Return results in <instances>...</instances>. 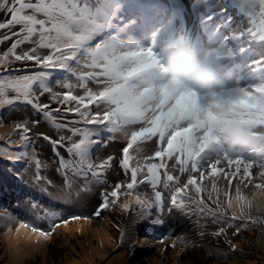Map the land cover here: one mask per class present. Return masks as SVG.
I'll list each match as a JSON object with an SVG mask.
<instances>
[{"label": "snow or ice", "instance_id": "snow-or-ice-1", "mask_svg": "<svg viewBox=\"0 0 264 264\" xmlns=\"http://www.w3.org/2000/svg\"><path fill=\"white\" fill-rule=\"evenodd\" d=\"M257 8L258 26L236 34L232 10L253 18ZM0 13H6L0 19V46H4L0 50V105H28L37 117L16 125L25 142L17 160L27 157L24 149L31 144L29 133L33 131L29 124L37 126L43 118L57 136L43 132L36 135L51 145L57 171L64 175L66 184L70 183L69 173L85 180L90 177L97 184L107 183L105 178L115 167L128 176L127 183H116L104 193L101 210L115 205L117 199L110 198H118L122 189L130 196L138 185L149 184L153 189L151 199L136 197L141 215H149L146 209L152 207L163 212L162 186L168 192L169 211L183 210L191 203L214 221L237 229L242 226L231 223L239 217L235 213L227 216L231 200L225 208L215 182L211 190L202 182L206 176H216L217 166L227 161L230 168L237 165L224 175L227 179L239 173L238 199L240 185L253 183L251 179L245 183L253 164L240 158L239 148H227L219 134L225 123L250 128V149L264 155V131H253L264 125V0H255L250 7L234 0L223 4L217 0H189L188 4L184 0H0ZM97 37L100 39L93 45ZM26 44L31 47L24 48ZM181 47L192 53L206 50V63L215 61L226 69L225 86L202 92L181 79H169L170 52ZM42 49L48 51L42 53ZM81 60L85 61L83 67L92 71L77 72L70 63L79 65ZM26 62L40 70L29 74ZM53 69L74 76L77 85L65 78L59 87L66 91H54L49 83ZM241 80L248 86H241ZM88 81L97 86L95 91L88 87ZM76 87L84 94H75ZM9 91L16 95L9 96ZM44 96L57 107L43 101ZM136 124L141 127L132 129ZM103 132L130 135L119 156L109 155L93 163L90 148L100 141L92 137ZM152 138L154 155L146 158L151 162L132 166L130 162L137 157L130 150L139 152L138 142ZM35 164L39 182L40 163L36 160ZM239 165H243L242 172ZM257 166L261 183L253 186L264 191V162ZM145 168L146 173L140 176ZM160 169H164L163 180ZM228 184L231 186V179ZM208 201L224 210L218 213ZM121 207L129 210L128 203ZM44 215H48L46 209ZM95 215L99 216L100 210ZM36 218L42 217L37 214ZM151 223L162 228L164 220ZM20 227L29 225L21 223ZM32 231L40 230L33 227ZM40 234L48 235L43 231ZM222 234L226 235L224 227L214 233Z\"/></svg>", "mask_w": 264, "mask_h": 264}, {"label": "rangeland", "instance_id": "rangeland-1", "mask_svg": "<svg viewBox=\"0 0 264 264\" xmlns=\"http://www.w3.org/2000/svg\"><path fill=\"white\" fill-rule=\"evenodd\" d=\"M47 51V49L41 50L42 53ZM82 63L84 64L85 61L83 60ZM26 67H30V65ZM86 69L81 66L76 71L85 72ZM25 71L27 72V69ZM73 78L74 76L69 81ZM71 83L76 86L74 82ZM56 88L66 91L59 86ZM75 89L84 94L82 89L78 87ZM8 95L15 96L16 93L9 91ZM32 114L31 107L21 103L0 105V184L4 183L3 186L0 185V264H7L10 261L6 254L8 235H12L14 238L20 235L21 239L27 237L38 246L31 250L27 256H23L20 264H264V191L252 189L253 183L261 182L258 177L259 172L248 177L253 181L252 184H248L247 187L240 185L239 196L241 198L238 199V179L235 177L231 179L232 184L229 186L228 179L233 176L226 179L224 169L219 166H217L216 176L210 177V181L215 182L219 200L224 203L225 208H227V201L231 200L232 207L227 208V216L231 217L235 213L239 217L231 223L242 225L238 229L235 226L231 228L227 226L228 232L226 235L223 234L229 243L227 252L214 249L212 244L211 235L219 228L215 226L203 229L202 227L207 226V221L194 219L198 218L197 214L190 213L194 212V207L192 206L186 211L185 206L183 210L172 209L173 217L183 220L182 228L176 233L180 237L179 245L175 246L176 244L173 243L174 246L170 247L164 243L158 246L159 249H154L151 253H144L145 251L141 250L144 244H136L137 241L130 243L126 239V237H131L130 228H127L128 222L133 221L134 217L140 214V205L136 203V197L139 196L143 199L142 196L133 194L130 196L124 194L119 205L118 203L114 205L117 215L110 214L108 216L106 214L105 220L92 221L91 218H98L95 215V212L99 210L97 208L91 212V218L61 214L55 223L58 226L46 232L47 236L41 235V222L54 218L58 209L67 214H75L85 201V197L90 202L89 193L95 207L100 202L97 200H103L104 193L111 191L112 188L98 186L97 183H91L89 179L73 177L69 173L70 183L68 186L63 185L67 189L63 190L60 184H66L64 175L61 180L54 177V173L58 174V165L55 162L51 145L36 135L37 131L31 123L29 127H32L33 131L29 135L32 134L33 141L31 140L28 149H24L27 152V157L17 160L16 156L21 152V146L25 142L21 140V132L16 125L23 120L36 119V116ZM26 117L27 119H25ZM90 155L93 163H99V160L102 159L101 153H94L92 146ZM136 157L140 160L141 165L145 164L141 162L140 152H136ZM36 160L40 163L41 179L39 182L36 180ZM49 181L54 182L49 183ZM245 183H247V179ZM90 185L92 186L90 187ZM49 202L59 206H51L48 204ZM123 203L129 204V210L125 211L121 207ZM116 205H118V209H115ZM211 206L218 213L224 210L217 208L216 205L211 204ZM45 209L48 213L47 216L44 215ZM146 211L150 213L149 209ZM198 213L200 212L198 211ZM37 214H40L42 218L37 219ZM200 216L207 217L204 214ZM147 217L153 218L151 215H147ZM18 218H23V220H17ZM252 220L257 222L252 223ZM114 221L117 223H112ZM21 223H27L29 227H20ZM138 224L139 227L144 225L138 233H141L145 239H148L145 234L156 228V225H153L151 221L143 218L138 221ZM30 225L37 227L40 231H32ZM98 227L105 228L106 234L109 236L110 244L107 247L102 243L100 235L91 234V231ZM65 230L69 232L63 234ZM205 230L210 231L208 235ZM138 246L141 247L138 248ZM98 247L101 249V253L95 251ZM212 252L214 256L210 257ZM218 253L220 255L216 256ZM21 257L20 253L19 258Z\"/></svg>", "mask_w": 264, "mask_h": 264}, {"label": "clouds", "instance_id": "clouds-1", "mask_svg": "<svg viewBox=\"0 0 264 264\" xmlns=\"http://www.w3.org/2000/svg\"><path fill=\"white\" fill-rule=\"evenodd\" d=\"M234 2L238 5H242L244 7H250L253 6L255 4V0H234ZM1 15V14H0ZM248 22L258 26L259 21H260V16H254L253 18H249L248 17ZM244 27H241L240 30H242ZM234 31L236 30V26H234ZM245 30H247L245 28ZM207 39V37H205V40ZM4 46H0V50L3 49ZM207 55L206 50H201L198 53H192L187 51L184 48H175L172 49L170 52V59L172 60V63L168 66V78L169 79H181L183 80L185 83L189 84L190 86L196 88L197 90H200L202 92H207L213 89H221L225 86V77L228 76V73L226 70H224L222 68V66L215 61H211V62H205L204 57ZM257 59H259V57H257ZM243 87H247L248 84L245 85H241ZM91 87L96 90L97 86L96 85H91ZM63 92V91H62ZM253 95H258V93H253ZM46 102L52 104L51 100L48 99V97H46ZM53 105V104H52ZM57 105L55 104V107ZM91 107H95L94 105H91ZM33 116H35V114H32ZM37 118V117H36ZM43 118H41V124L43 123ZM44 126V130L43 133H46L48 135H51L53 137H56L57 132L55 131V129H53L51 126H47L45 124H43ZM78 126H82V125H78ZM141 127V125H139L137 128H132V129H136L138 130ZM262 127V128H261ZM257 128H260V130L257 131V133H260L262 131H264V126H258ZM61 135H68V133H60ZM106 134L107 132H103L100 133L99 136H93L92 139L93 140H98L99 137H101V141L99 142V144H101L102 142H104L103 146L101 147L99 153H101V157L102 159L106 158L109 155H120V149L127 143V137L122 136L120 133H115L114 134V138H118L119 139V146L114 147L112 149H106V142L110 141L112 139H106ZM127 135H130V132L126 133ZM220 136L222 137L224 144L227 148H239V149H245V148H249L252 144V130L250 128H242L240 127L238 124H231V123H225L220 131ZM32 136V134H31ZM75 139H78L75 138ZM33 140V139H31ZM146 142H149L148 145H144ZM94 145V144H93ZM92 145V148H93ZM139 147V152H140V157H141V162L142 163H149L151 161H147V157L149 156H153L154 155V149L156 147L155 145V138H152L151 140L148 141H139L138 145ZM137 146H134L137 147ZM62 152H64V150L61 149ZM242 151V150H241ZM93 152H95V149L93 148ZM130 152L133 153V155L136 156V152L134 150H130ZM65 156H67V153H64ZM91 156V155H90ZM240 158L246 160L247 162H250L253 164V167L249 170L251 175H254L256 172H259L260 169L258 168V164L261 163L259 161L254 162L251 161L249 159H247L245 156H243L242 154H240ZM264 158V155H263ZM101 160V159H100ZM99 160V161H100ZM136 161V162H134ZM137 162H140L139 159H135L132 160L130 163L132 166H135L137 164ZM157 163H160V161L157 159L156 161ZM168 163H171V161H167ZM58 165V164H57ZM220 168L222 167L224 169V172H232L235 170V168L237 167L236 164H233L231 166V168L229 167L227 161H222L221 165H218ZM207 167V166H205ZM240 169L242 170L243 165H239ZM169 171H173L172 169H168ZM163 171L164 169H160V173H161V179L163 180ZM207 171H210V169H207ZM146 173V168L144 169V171L142 172V174L140 173V176H143ZM60 175V174H59ZM196 175V174H193ZM239 175V173L237 174V176ZM237 176H235V179H238ZM55 177V176H54ZM74 177V176H73ZM62 176L60 175V179L61 180ZM234 177H231L230 179H233ZM54 179V178H53ZM106 181L107 183H100L98 184V186H108L111 187L116 184V183H127L128 180L126 179H117L115 177H113L112 172L110 171L109 174L106 176ZM181 179L183 180L184 177H181ZM248 180V177L245 178ZM89 180H91V183L96 184V182L94 180H92L89 177ZM197 180L198 183H200L199 181V177L197 176ZM260 180V179H259ZM54 182V181H53ZM204 186H206L209 190H211L212 187V182L210 181V177L206 176L204 181L202 182ZM258 183V182H256ZM261 183V182H259ZM255 183H253L254 185ZM62 185V183L60 184V186ZM92 185H90L91 187ZM254 189L255 187L252 186ZM160 190L162 192H164L165 195V199H164V210L161 213L159 209L152 207L150 210V214L151 216H153V218H149L147 216L141 215L139 214V216H135L133 221H129L127 228H130L129 232L131 234V237H126V239L130 242V243H134L137 241L136 244H144L143 247L138 246V248L141 247V250L145 251L144 253H151L153 252L154 249H159V245H162L164 243H167V246H178L179 245V239L180 237L177 236L175 233H173L171 230H169V233H167L164 237L163 240L161 237H154V233L156 231V228L158 225H156V228L154 230H149L148 234H145L148 239H145L142 237L141 233L139 232V229H143L144 225L139 227L138 221L143 218L146 219L148 221H153V220H157V219H163L164 220V225L166 223H168L169 220H171V218L173 217L172 214V210L170 211L169 215L168 214V192L166 190L163 189V187H160ZM261 190V189H260ZM126 189H122L120 193H118V198H110V199H117V203L119 205V201L120 199L123 198L124 193H125ZM146 191L148 192L146 194ZM262 192V190H261ZM133 195H140L142 196V198L144 200H150L151 197L153 196V189L149 184H140L138 185L135 189L132 190ZM90 193H89V200L90 202L87 201V198L85 197V201L83 202V204H81L77 210V212L75 214H65L68 216H75V217H83V218H91V212L95 211L94 208H97L100 210V215L98 216V218H91L92 221L94 220H105V215L107 214L108 216H110V214H115L117 215L116 211L114 210V205H110L107 209H105V211H102L100 209V205L102 203V199H98L97 201H100L99 204H96L94 207V203L93 200L90 199ZM205 200H207V195L205 194ZM215 198V197H214ZM209 203H211L212 205H216L215 203H212L211 201H208ZM93 204V206L91 205ZM118 205L115 206V209H118ZM14 206V205H12ZM194 207V212H190L191 214H197L198 218H194L196 220L199 221H207V226L206 227H202L203 229H209L212 227L217 226L218 228L224 227L226 228V232H228L227 230V225H225L224 223H222L220 220L214 221L211 217H205V216H200L202 215V213H198V209L196 208V206L194 204H187L186 205V211L188 209H190L191 207ZM89 210V211H88ZM180 210V209H179ZM121 216V214H119ZM114 217V216H113ZM167 217V218H166ZM176 220L179 219V217H175ZM210 218V220H208ZM222 220V218H221ZM209 222V223H208ZM114 224H116L117 222L114 221L112 222ZM53 224H49L50 228L52 227ZM182 228V227H180ZM231 228V227H229ZM208 233V230H205ZM136 232V233H135ZM149 235V236H148ZM153 235V236H151ZM139 237L138 239L136 237ZM144 239V240H143ZM211 240L213 241V245H214V249L220 250L221 252H227L228 251V239L223 237L222 235H211ZM218 240V241H216ZM171 241V242H170ZM207 241V239H206ZM215 241V243H214ZM174 243V245H173ZM208 243V241H207ZM170 244V245H169ZM209 244V243H208ZM137 248V249H138ZM220 253H218L216 256H219ZM214 256V253L212 252V254H210V257Z\"/></svg>", "mask_w": 264, "mask_h": 264}, {"label": "bare ground", "instance_id": "bare-ground-1", "mask_svg": "<svg viewBox=\"0 0 264 264\" xmlns=\"http://www.w3.org/2000/svg\"><path fill=\"white\" fill-rule=\"evenodd\" d=\"M5 16H6V13H3L0 15V18H4ZM232 27L234 29V25ZM2 31H7V30H2ZM8 43H10V42H8ZM27 64L28 63L26 62L25 66ZM29 64H32V63H29ZM39 70L40 69L38 68L35 71H39ZM52 107L55 108V104H53ZM75 118L78 119V117H75ZM19 119H21V118H19ZM25 119H27V117ZM21 120H23V119H21ZM43 124H45V122H43L42 124L40 122L39 125L34 126L35 130L37 132H43V130H44ZM46 124L48 127L50 126L48 123H46ZM148 144H149V142H146L144 145H148ZM116 146L117 147L119 146V139L118 138H115V139H112V140L106 142V149H112ZM117 156H119V155H117ZM111 172H112L113 177H115L117 179L128 180V176H125L119 167H115V169L112 170ZM58 174H60L63 177V174L61 172H58ZM58 174L54 173L56 178H59ZM81 226L83 228V225H81ZM66 232H69V231L65 230L63 232V234H65ZM91 234L92 235H100V238L102 239V243H104V245H106L105 247H107L110 244V239H109V236L106 234L105 228L98 227V228L94 229L93 231H91ZM6 243H7L6 248L8 250V251H6V254L10 258V261H8L7 264H20V262L23 260V256H27L31 250L38 248V246L35 245L32 241L28 240L27 237H25L24 239H21L20 235L17 238L12 237V235H8V238H6ZM95 251L101 253V249L99 247L96 248ZM20 253L22 254L21 258H19Z\"/></svg>", "mask_w": 264, "mask_h": 264}]
</instances>
